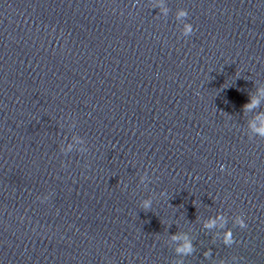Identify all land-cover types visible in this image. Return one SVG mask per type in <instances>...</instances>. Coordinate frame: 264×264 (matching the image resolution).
Listing matches in <instances>:
<instances>
[{"label": "water", "instance_id": "95a60500", "mask_svg": "<svg viewBox=\"0 0 264 264\" xmlns=\"http://www.w3.org/2000/svg\"><path fill=\"white\" fill-rule=\"evenodd\" d=\"M261 128L264 0H0V264H264Z\"/></svg>", "mask_w": 264, "mask_h": 264}, {"label": "clouds", "instance_id": "9594fccd", "mask_svg": "<svg viewBox=\"0 0 264 264\" xmlns=\"http://www.w3.org/2000/svg\"><path fill=\"white\" fill-rule=\"evenodd\" d=\"M193 31H194V29H193L192 25H190V24L186 25L184 35L189 36L193 33ZM250 101H251L250 103L244 105L245 109H250L251 107L258 105L257 100L250 98ZM257 132L261 137H264V128L257 129ZM222 170H223V168H222ZM161 195L164 196V195H166V193L162 192ZM142 207L145 211L150 210L152 207V201L150 199H145L142 202ZM218 218L221 220H224L223 216H219ZM234 224L238 225L242 229L247 227V225L245 223V219L241 215L235 216ZM215 226H216V219H211V218L208 221H206L204 224V228H206V229H212ZM223 226L224 225L222 224L221 227H223ZM171 239L177 242V247L174 249L177 256L183 258L186 256H190L195 252V247L193 245V242L188 237L187 234H179V233L174 234L171 236ZM222 242L225 246H231L235 242L231 229H227L224 231L223 237H222ZM210 254H211V249L205 251L203 255L205 258H207L210 256ZM176 264H183V259L178 260L176 262ZM219 264H225V261L220 260Z\"/></svg>", "mask_w": 264, "mask_h": 264}]
</instances>
